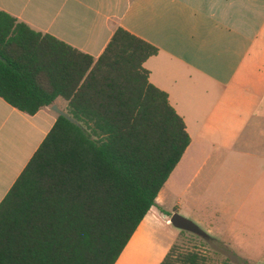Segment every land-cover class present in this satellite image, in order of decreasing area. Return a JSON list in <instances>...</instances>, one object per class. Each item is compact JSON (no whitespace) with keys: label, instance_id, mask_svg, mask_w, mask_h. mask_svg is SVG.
<instances>
[{"label":"trees","instance_id":"trees-1","mask_svg":"<svg viewBox=\"0 0 264 264\" xmlns=\"http://www.w3.org/2000/svg\"><path fill=\"white\" fill-rule=\"evenodd\" d=\"M158 48L118 28L95 59L0 11V97L29 115L68 102L0 205V264H116L191 137L149 81ZM173 246L161 264H210Z\"/></svg>","mask_w":264,"mask_h":264},{"label":"crops","instance_id":"crops-1","mask_svg":"<svg viewBox=\"0 0 264 264\" xmlns=\"http://www.w3.org/2000/svg\"><path fill=\"white\" fill-rule=\"evenodd\" d=\"M0 11L95 59L120 27L159 50L145 63L149 81L191 144L116 264L164 260L154 222L183 210L180 199L162 204L166 187L236 212L223 228L233 240L242 226L264 234V0H0ZM54 105L67 113L63 98L29 115L0 97V205L57 122Z\"/></svg>","mask_w":264,"mask_h":264},{"label":"rangeland","instance_id":"rangeland-1","mask_svg":"<svg viewBox=\"0 0 264 264\" xmlns=\"http://www.w3.org/2000/svg\"><path fill=\"white\" fill-rule=\"evenodd\" d=\"M161 197L162 204L169 209L180 199L183 210H178L177 214L195 224L206 235L203 237L182 230L172 222L167 224L166 219L171 220L176 213H173V210L166 212V218L161 217L154 222V241L166 247L167 253L173 246L179 245L181 252H203L209 257L210 264H264V234H255L253 228L248 234H244L245 226H242L243 232L240 234V241H237L223 233V228L230 227L227 224L233 221V214L236 212L231 211L226 217L223 216L220 210L219 212L213 208V202L205 196L201 197V202L195 207L191 204L189 193L180 194L169 187H166ZM231 214L233 216H230Z\"/></svg>","mask_w":264,"mask_h":264},{"label":"water","instance_id":"water-1","mask_svg":"<svg viewBox=\"0 0 264 264\" xmlns=\"http://www.w3.org/2000/svg\"><path fill=\"white\" fill-rule=\"evenodd\" d=\"M52 108H53V111L55 113H57L59 116L66 117L70 121L77 123L66 112H63L60 109H58L57 106L54 105ZM171 222L177 228H180L182 230L189 231V232H192L194 234L206 237V235L195 224L191 223L190 221H188L187 219H185L184 217H182L181 215H179L177 213L172 217Z\"/></svg>","mask_w":264,"mask_h":264}]
</instances>
